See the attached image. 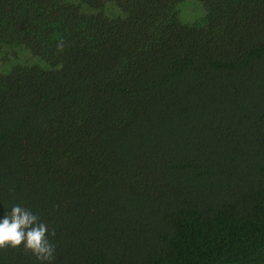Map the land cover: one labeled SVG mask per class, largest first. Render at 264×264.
I'll return each instance as SVG.
<instances>
[{
	"label": "trees",
	"instance_id": "obj_1",
	"mask_svg": "<svg viewBox=\"0 0 264 264\" xmlns=\"http://www.w3.org/2000/svg\"><path fill=\"white\" fill-rule=\"evenodd\" d=\"M15 204L51 264H264V0H0Z\"/></svg>",
	"mask_w": 264,
	"mask_h": 264
},
{
	"label": "clouds",
	"instance_id": "obj_2",
	"mask_svg": "<svg viewBox=\"0 0 264 264\" xmlns=\"http://www.w3.org/2000/svg\"><path fill=\"white\" fill-rule=\"evenodd\" d=\"M57 47L62 50V42ZM48 233V226L38 215L15 204L0 219V249L23 245L25 251H30L41 264H51L55 259V245L50 242Z\"/></svg>",
	"mask_w": 264,
	"mask_h": 264
},
{
	"label": "rangeland",
	"instance_id": "obj_3",
	"mask_svg": "<svg viewBox=\"0 0 264 264\" xmlns=\"http://www.w3.org/2000/svg\"><path fill=\"white\" fill-rule=\"evenodd\" d=\"M188 3V2H187ZM186 3V4H187ZM195 3L192 2L191 3V6H194ZM189 4H187L185 7H184V10L181 11V17L182 19L185 21V22H193L197 19V15H198V10H193V7H191Z\"/></svg>",
	"mask_w": 264,
	"mask_h": 264
}]
</instances>
